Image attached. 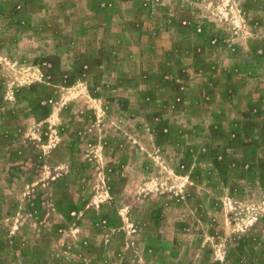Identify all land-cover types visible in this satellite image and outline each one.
Wrapping results in <instances>:
<instances>
[{
    "label": "rangeland",
    "instance_id": "1",
    "mask_svg": "<svg viewBox=\"0 0 264 264\" xmlns=\"http://www.w3.org/2000/svg\"><path fill=\"white\" fill-rule=\"evenodd\" d=\"M0 264H264V0H0Z\"/></svg>",
    "mask_w": 264,
    "mask_h": 264
}]
</instances>
